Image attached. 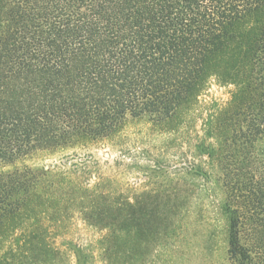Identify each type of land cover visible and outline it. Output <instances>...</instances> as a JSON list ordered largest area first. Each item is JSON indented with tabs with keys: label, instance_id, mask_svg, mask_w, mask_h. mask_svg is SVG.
Segmentation results:
<instances>
[{
	"label": "trees",
	"instance_id": "trees-1",
	"mask_svg": "<svg viewBox=\"0 0 264 264\" xmlns=\"http://www.w3.org/2000/svg\"><path fill=\"white\" fill-rule=\"evenodd\" d=\"M212 82L226 100L201 99ZM182 115L200 121L203 166L216 162L230 260L264 264V0H0V264H111L112 231L95 256L61 237L71 217L56 211L78 210L87 228L119 222L122 237L123 211L142 201H112L87 157L11 167L127 118Z\"/></svg>",
	"mask_w": 264,
	"mask_h": 264
},
{
	"label": "rangeland",
	"instance_id": "rangeland-1",
	"mask_svg": "<svg viewBox=\"0 0 264 264\" xmlns=\"http://www.w3.org/2000/svg\"><path fill=\"white\" fill-rule=\"evenodd\" d=\"M227 97V89L212 82L201 99L224 101ZM199 130L200 121L191 116L182 115L181 119L163 123L144 117L127 118L108 137L79 140L56 150H39L11 168L39 170L72 155L87 157L93 161L94 170L105 178V195L112 201H142L140 207L123 211L127 220L122 237L119 222L109 231L87 228L76 219L78 210L56 211L71 217L64 230L68 234L61 237L91 242L95 256L97 241L112 231L111 264H233L228 255V219L222 209L226 197L216 162L204 167L205 157H198L194 150L201 135ZM258 152L264 157V147ZM196 166L208 171L209 177L195 176ZM119 207L106 211L114 218L120 217L123 212L118 211ZM242 229L244 239H250L248 228ZM3 247L1 244L0 253ZM95 259L94 264H102L100 257ZM65 264H72V260Z\"/></svg>",
	"mask_w": 264,
	"mask_h": 264
}]
</instances>
